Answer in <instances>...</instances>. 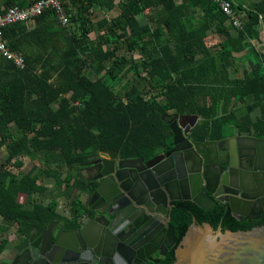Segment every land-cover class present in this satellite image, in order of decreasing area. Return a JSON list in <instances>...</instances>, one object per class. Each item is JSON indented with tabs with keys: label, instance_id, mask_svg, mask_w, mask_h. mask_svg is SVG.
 <instances>
[{
	"label": "trees",
	"instance_id": "trees-1",
	"mask_svg": "<svg viewBox=\"0 0 264 264\" xmlns=\"http://www.w3.org/2000/svg\"><path fill=\"white\" fill-rule=\"evenodd\" d=\"M37 1L0 0V13ZM229 1L241 29L214 0H63L66 26L48 8L33 26L4 29L25 67L0 58V150L7 151L0 158V255L11 226L22 238L63 221L55 202L34 201L47 195L48 179L79 192L76 218L64 219V228H78L82 168L111 151L145 161L170 151L175 115L200 118L193 130L200 142L224 139L232 128L264 138V0ZM115 9L120 14L110 17ZM212 36L221 43L209 46ZM240 62L244 74L234 77ZM257 108L262 118L254 122ZM194 222L237 232L264 226V216L239 220L224 203L205 211L173 202L176 244L156 264H174Z\"/></svg>",
	"mask_w": 264,
	"mask_h": 264
},
{
	"label": "water",
	"instance_id": "water-1",
	"mask_svg": "<svg viewBox=\"0 0 264 264\" xmlns=\"http://www.w3.org/2000/svg\"><path fill=\"white\" fill-rule=\"evenodd\" d=\"M198 116L169 119L173 148L151 160L111 151L85 167L98 176L81 192L78 228L57 223L22 237L9 264H156L176 244L172 203L208 211L227 204L237 219L264 216V138L200 142ZM170 212V218H169ZM161 253L156 257V252ZM174 264H264V226L248 231L196 224L176 249Z\"/></svg>",
	"mask_w": 264,
	"mask_h": 264
},
{
	"label": "crops",
	"instance_id": "crops-1",
	"mask_svg": "<svg viewBox=\"0 0 264 264\" xmlns=\"http://www.w3.org/2000/svg\"><path fill=\"white\" fill-rule=\"evenodd\" d=\"M244 1H252V2H257L259 0H244ZM120 14V10L119 9H115L113 11H111L109 13L110 17H116ZM101 18V17H100ZM260 40L264 41V27H262V31H261V36H260ZM221 38L219 36H212V38L210 39L208 45L209 46H216L219 43H221ZM251 44L252 46H254V48L256 49H260L263 50V48L261 47V44L258 40L254 39L251 40ZM254 54V53H253ZM252 53H250L251 58L254 57ZM256 55V54H255ZM237 57H242V55H237ZM243 58V57H242ZM244 59V58H243ZM240 65L238 66V69L233 71V76L234 77H242L244 74V65L243 63H239ZM246 64V63H244ZM173 118V117H171ZM170 118V119H171ZM252 118L254 120V122L258 121L260 118H262V112L260 108H257L253 113H252ZM235 136H250V137H257L254 133L252 134H239L236 128H232L229 130V132L226 134V138H230V137H235ZM260 138V137H257ZM48 199H34V201L37 202H42V203H52L55 202L56 203V209L57 212L59 214V216L63 219V221L61 222H56L57 223V230H70L73 228H64L65 225L64 224V219L70 220V219H75L76 218V206L74 205V196H76L77 193H79L75 188H73L72 185L70 186H63L62 188H58L56 186V183L54 180L52 179H48ZM82 195L80 193V201L82 203L83 202ZM20 202H27L28 206L31 205V203H29V199H26L25 196L21 195L20 196ZM78 217L81 220V216H80V212L78 213ZM3 223L2 218L0 217V224ZM8 235V241L9 244L6 247V250L0 255V264H9L11 262L12 259V255H13V250L15 248V246L20 242V240L22 239L16 230L15 226H11L10 230L8 231V234H6V237Z\"/></svg>",
	"mask_w": 264,
	"mask_h": 264
},
{
	"label": "built area",
	"instance_id": "built-area-1",
	"mask_svg": "<svg viewBox=\"0 0 264 264\" xmlns=\"http://www.w3.org/2000/svg\"><path fill=\"white\" fill-rule=\"evenodd\" d=\"M223 11L232 20V25L236 29L242 28L240 16L236 14L229 0H214ZM52 8L57 13L58 23L66 26L69 18L63 8V0H39L32 6L23 8L18 6L9 7L5 12L0 13V58L12 61L18 68L25 67L24 58L12 52L4 41V29L17 23H27L30 26L35 24L36 18L46 9Z\"/></svg>",
	"mask_w": 264,
	"mask_h": 264
},
{
	"label": "flooded vegetation",
	"instance_id": "flooded-vegetation-1",
	"mask_svg": "<svg viewBox=\"0 0 264 264\" xmlns=\"http://www.w3.org/2000/svg\"><path fill=\"white\" fill-rule=\"evenodd\" d=\"M100 158V157H99ZM97 160V159H96ZM81 175L85 178V179H89V180H93L94 178H96L98 176V172L96 169L93 168H88V167H83L81 170ZM169 218H170V212H169ZM172 249V248H171ZM169 251V250H168ZM161 253V249H159L156 252V257L159 256V254ZM168 253V252H167Z\"/></svg>",
	"mask_w": 264,
	"mask_h": 264
},
{
	"label": "rangeland",
	"instance_id": "rangeland-1",
	"mask_svg": "<svg viewBox=\"0 0 264 264\" xmlns=\"http://www.w3.org/2000/svg\"><path fill=\"white\" fill-rule=\"evenodd\" d=\"M118 90H120V89H118ZM6 156H7L6 149L5 148L1 149L0 150V158H5ZM26 162L28 163L27 168L31 167L32 162H29V160H26ZM47 185H48V183H47ZM38 199H48V194L46 196H44V197L43 196L39 197Z\"/></svg>",
	"mask_w": 264,
	"mask_h": 264
}]
</instances>
